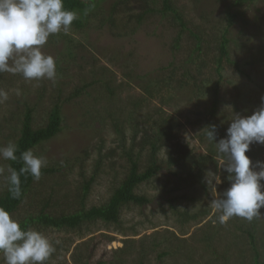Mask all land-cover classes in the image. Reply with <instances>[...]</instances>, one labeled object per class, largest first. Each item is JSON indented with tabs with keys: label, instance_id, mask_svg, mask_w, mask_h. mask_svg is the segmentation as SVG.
<instances>
[{
	"label": "rangeland",
	"instance_id": "374dc122",
	"mask_svg": "<svg viewBox=\"0 0 264 264\" xmlns=\"http://www.w3.org/2000/svg\"><path fill=\"white\" fill-rule=\"evenodd\" d=\"M94 1L98 3L90 11L83 30L71 28L68 34L52 35L42 48L45 54L59 59L60 67H64L61 74L57 73L55 83L46 79L25 80L21 74L0 73V90L8 94V99L0 102V147L17 140L28 105L34 108V128L47 124L57 102L63 113L62 130L32 150L46 158V167L59 170L33 184L19 209L11 214L18 221L37 214L49 199L47 210L53 213L82 208L74 196L83 180L94 174L96 179L86 199V208L106 203L114 183L129 169L124 150L133 146L134 130L138 129L137 143L144 129L150 130L144 123L150 115L158 119L165 114L171 117L170 122L179 124L172 132L175 139L169 140L176 158L178 154L174 151L178 142L181 152L193 150L197 157H202L209 154L212 143L216 148L205 135L209 121L224 126L223 131L227 133L235 114L250 116L261 106L264 97V0L242 7L232 5L235 0H173L187 22L185 30L158 12L160 0ZM148 7L156 10L148 12L140 22L138 16ZM236 11L242 12L231 23L230 13ZM227 28L231 61L224 62L216 116L208 115L214 98L212 86L208 87V96L196 100L191 99L195 93L192 94V90L174 88L176 96L166 103L157 99L144 107L136 106L145 97L140 83L151 78L165 85L172 83L171 77H181L183 64L196 43L191 32L201 35L203 50L211 52L210 64L212 55L219 54L217 47ZM179 34L180 46L175 48ZM63 35H69L73 42ZM74 43L77 44L72 49L75 59L67 54ZM186 68L197 77L198 83L208 78L207 83L214 84L218 79L211 64L202 70L203 74H198L190 64ZM94 79L102 82L92 84L81 95L75 94ZM177 83L176 80L173 87H179ZM59 90L62 99L58 98ZM216 132L218 142L222 135L220 129ZM135 145L138 150L140 146ZM146 154L148 156L147 151L139 157L141 172L148 165ZM158 157L162 166L160 173L136 189L138 194L148 196L151 203L125 206L119 222L97 220L72 230L48 228L40 231L55 248L56 258L50 260V264H76L75 256L84 260L88 257L90 264H218L226 262L225 258L228 264H253L255 253L248 235L236 228L231 219L220 224L218 212L211 207V201L221 196L219 186L222 183L219 174H214V162H207L208 188L205 190L193 178L190 184L177 182L171 171L181 168L168 166L166 148ZM97 160L101 161L98 165ZM9 161L0 159V169H3L0 195L8 186ZM216 162L220 172L225 162L219 157ZM180 177L187 179L183 172ZM261 184L264 185V181ZM170 189H174L171 193L174 196L185 193L200 198L191 203L189 211L210 209V213L201 221L190 220L183 225L163 198L169 197L166 192ZM207 191L212 196H207ZM176 202L181 206L188 203L183 199ZM258 228L257 241L260 248L263 246L264 259V219ZM207 233H214L216 237L209 249L204 248L200 240ZM154 242L160 246L154 247ZM144 250L146 253H142ZM0 264H4L3 255Z\"/></svg>",
	"mask_w": 264,
	"mask_h": 264
},
{
	"label": "trees",
	"instance_id": "16d2710c",
	"mask_svg": "<svg viewBox=\"0 0 264 264\" xmlns=\"http://www.w3.org/2000/svg\"><path fill=\"white\" fill-rule=\"evenodd\" d=\"M256 1L258 0H235L232 5L242 7ZM160 2L161 8L158 9V12L161 13L164 18L170 19L172 23L174 22V24L179 25L180 27H182V29L185 30V28H187V22L182 12L175 7L173 0H160ZM97 3L98 2L94 0H90V2H87L85 0H64L65 8L77 13V19L73 22L71 28H74L75 30H83L86 25V20L90 16V11L96 7ZM155 10V8L148 7L142 14L138 16L140 22L148 12H154ZM241 12L242 11L231 12L229 21L233 23L234 19H236L238 17V14H240ZM228 31L229 30L227 28L226 33H223L221 35L219 46L217 47L219 50V54H213V57H211V68L213 66L218 76V79L214 82V84L207 83L209 81L208 78L202 79L200 83H198L197 77L190 72V69L186 68V65L190 64L192 66H195L198 74H203L202 70L207 67L209 68L210 65L208 62V56L211 55V52H209V49H207L206 52L205 50H203V39L201 38V35L195 32H191L192 36L196 39V43L194 49L190 53L189 58L183 64L184 72L182 73L181 77L175 79V76L171 75L173 76L170 79L172 83H165V85L161 84L163 82H161L159 79L155 81L151 80V78H149V81L147 80L148 82L146 83H140V85L144 88L143 90L145 92V97L138 101V103H136V106L144 107L157 99H160L163 103H166L168 100L173 99L176 96V93L173 90L174 88H187L189 91L192 90L191 93H195L193 94V97L191 99L194 98V100H196L195 98L205 97L206 94L208 96V87L212 86L214 88V92L212 94L214 98L212 99V106H210L208 110V112L210 113L208 115L210 117L216 116L218 103L220 102L218 93L221 88L220 85L222 80V70L225 64L224 62L231 61L229 57V48H227L229 43L231 42L230 37L227 36V34L229 33ZM53 36L57 37V35ZM63 36L68 39L70 38L69 35ZM180 40L181 35L179 34L176 38L175 48H179ZM69 41L73 42L72 39H69ZM75 45L77 46V44L74 43L73 46L68 48L67 51L68 56L73 59H75V52L72 49H75ZM55 60L57 63V73L61 74L64 70V67H60L59 59ZM176 80L178 81L177 84H179V87H173ZM97 82L102 81H100V79H94L92 83H85L84 86L80 88V90L78 89L76 91L77 93L75 94L81 95L82 92L86 91V88L92 86V84ZM79 91L80 93H78ZM58 98H63L61 96V90H59ZM65 99H67V97ZM25 110L26 111L21 122L20 135L15 141V143L18 145V157L21 152L28 149L33 150L42 143L51 140L63 128V113L58 102L51 109L49 121L47 122V124L40 128L33 127L34 108L28 105ZM162 115L164 116H160L158 119H154L153 115L147 117L144 123L150 126V130L148 131L144 129L145 133L138 143L136 138L138 129L134 130V144L133 146H131V149L125 148L124 150V156L127 158V161L129 163V169L126 172V175L119 182L114 183L112 194L106 203L100 206L94 205L90 208H86V199L90 192L91 186L96 179V174H94L89 179L83 180L82 187L79 186L77 188L76 195L74 196L76 198L75 201H79L82 208L75 209L73 212L53 213L47 210V208L50 206L49 199V201H46L45 205L37 214L25 217L22 221H20V223L26 229L35 227L37 230L42 231L48 228L57 230H72L80 228L87 222L97 220H101L104 222H119L121 211L125 206L131 204L143 206L151 203V199L148 196L138 194L136 192V189L142 183L151 180L158 173H160L162 166L159 163L158 155L164 148H166L168 154V166H175L176 169L181 168L178 169L180 171H171L173 176L177 179V182H180L181 184V182L184 181L183 183L188 182L190 184V178H193L195 182L199 183L200 187H203L206 190L208 188V183L205 180L206 168L209 163L214 162V174H219L220 179L222 180V183L219 186L221 189L220 193L222 194L224 191H226L230 187V180L228 179L229 174L224 171L225 164L219 172L216 157L222 158L225 163L227 161V158L222 154H219L216 148L214 149L213 143L211 144V146H209V154L202 157H197L193 150H190L187 153L181 152L179 142L176 144V151H174L178 154V157L176 158L173 154L172 148L169 147V140L175 139V136H173L172 132L175 130L174 128H176V126H179V124H176L172 121L171 124V117L169 118L165 116V114ZM210 125H215L216 129H220V135H222V137H226V133L225 131H223L224 126L222 127V125H217L213 121H209L207 127ZM207 131L208 129H206L205 135ZM135 144L140 146L138 150H136ZM145 151L148 152V156L146 154V156L148 157V165L146 166L145 170L141 172L139 157H142ZM246 154L252 159L253 164H255L257 161L264 162V144L253 143L250 147L249 152ZM202 160L203 163L201 162ZM96 162L98 165L101 161L97 160ZM9 166L19 170V168L22 166V161H9ZM57 170L59 169L56 167H45L42 169V177L56 172ZM182 172L186 173L187 179H182V177H180ZM21 181L23 190L21 199H13L8 191V186L4 193L0 195V206L8 210L10 214L15 213L19 209L20 205L23 203V201L31 191L33 184L36 182V180H34L30 175L26 177L22 176ZM180 186L183 187L182 185ZM173 190L174 189L168 190L166 193L169 195V197L163 198H165V201L169 203L171 211L178 217V220L183 223V225L186 226L189 222H191L190 220L197 221L199 219L201 221L206 215L210 213V209L201 210L198 212L197 210L194 212L189 211L191 208L189 207L191 206V203H193L194 201H199L200 198L197 199L195 196L190 197L185 193H183V195L174 196L171 194ZM206 193L207 196L211 195L208 191ZM179 199L187 201L188 203L186 202V206H181L180 203L176 202L177 200L179 201ZM260 212L261 215L257 218H254L252 221H249V224L248 221H241L240 217H233L231 219V222H233L234 226L243 231V233L247 234L249 239L251 240V247L253 249V253H255L253 264H264V259H262L263 253L261 251V248H263V246L260 248L257 241V231L259 230L258 226L264 219V208H261ZM217 215H219V213H217ZM262 232H264L263 229ZM214 238H216L214 233L205 234L204 237L200 239L203 243V247L206 249L212 247ZM153 245L154 247H158L160 246V243L154 242ZM142 253H146V250H144ZM0 256H2V254H0ZM55 256L56 254L52 253L49 260L47 261V264H50V260H55ZM83 260L84 259L80 258L79 256H75L76 264H90L88 257L86 258V260ZM225 260L226 262L218 264H228V258H225ZM100 263L101 262L97 264ZM139 264H142V262H140Z\"/></svg>",
	"mask_w": 264,
	"mask_h": 264
},
{
	"label": "clouds",
	"instance_id": "9594fccd",
	"mask_svg": "<svg viewBox=\"0 0 264 264\" xmlns=\"http://www.w3.org/2000/svg\"><path fill=\"white\" fill-rule=\"evenodd\" d=\"M77 13L64 6V0H0V73L21 74L25 80H57V63L42 51L52 35L70 32ZM17 90V95H19ZM8 99L0 90V102ZM206 135L215 143L217 152L227 158L224 171L230 187L220 198L211 201L218 222L226 224L233 217L252 221L264 208V162L246 154L253 143L264 144V97L261 106L250 116L235 114L225 138L216 140V126L210 125ZM18 145L9 141L0 147V159L22 161L19 170L8 167V191L13 199L23 195L22 176L39 181L47 166L43 156L31 149L17 156ZM259 169V170H257ZM3 169H0L2 172ZM55 251L43 232L25 228L8 210L0 206V254L4 264H47Z\"/></svg>",
	"mask_w": 264,
	"mask_h": 264
}]
</instances>
